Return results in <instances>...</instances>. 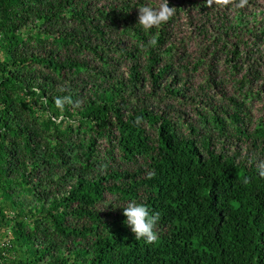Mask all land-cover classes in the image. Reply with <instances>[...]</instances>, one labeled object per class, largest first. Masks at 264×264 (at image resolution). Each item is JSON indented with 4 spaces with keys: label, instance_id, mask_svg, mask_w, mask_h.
Here are the masks:
<instances>
[{
    "label": "trees",
    "instance_id": "obj_1",
    "mask_svg": "<svg viewBox=\"0 0 264 264\" xmlns=\"http://www.w3.org/2000/svg\"><path fill=\"white\" fill-rule=\"evenodd\" d=\"M157 3L0 0V264H264V0Z\"/></svg>",
    "mask_w": 264,
    "mask_h": 264
},
{
    "label": "clouds",
    "instance_id": "obj_2",
    "mask_svg": "<svg viewBox=\"0 0 264 264\" xmlns=\"http://www.w3.org/2000/svg\"><path fill=\"white\" fill-rule=\"evenodd\" d=\"M207 7L213 5L218 8H227L231 6L233 9H242L247 6L248 0H204ZM176 15V8L170 7L168 0H158L156 5L145 4L138 8V23L142 26L145 31L153 28L159 29L162 25L169 22ZM157 43L156 39H151L149 44L155 46ZM64 91L63 88L60 89ZM71 96L57 97L56 104L58 107L63 108L65 104H72ZM79 105V101L76 102ZM141 117H136L135 122L139 123ZM74 123V121H69ZM106 165H101L100 170L104 172ZM258 174L261 178H264V161L257 163ZM155 176L154 171H149L146 174V178L151 179ZM244 184L250 183L248 177H244ZM123 215L126 217V224L130 226L134 238L136 240H143L144 243L149 245H155L159 236L155 231L156 226L160 220V213L158 211H151L149 207L143 203L131 201L123 207Z\"/></svg>",
    "mask_w": 264,
    "mask_h": 264
},
{
    "label": "rangeland",
    "instance_id": "obj_3",
    "mask_svg": "<svg viewBox=\"0 0 264 264\" xmlns=\"http://www.w3.org/2000/svg\"><path fill=\"white\" fill-rule=\"evenodd\" d=\"M240 152H241V154H242V156L246 153V150H245V148L244 149H240Z\"/></svg>",
    "mask_w": 264,
    "mask_h": 264
},
{
    "label": "built area",
    "instance_id": "obj_4",
    "mask_svg": "<svg viewBox=\"0 0 264 264\" xmlns=\"http://www.w3.org/2000/svg\"><path fill=\"white\" fill-rule=\"evenodd\" d=\"M0 244H3V242H0Z\"/></svg>",
    "mask_w": 264,
    "mask_h": 264
}]
</instances>
